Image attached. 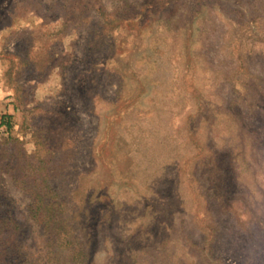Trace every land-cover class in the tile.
I'll use <instances>...</instances> for the list:
<instances>
[{"label":"rangeland","instance_id":"1","mask_svg":"<svg viewBox=\"0 0 264 264\" xmlns=\"http://www.w3.org/2000/svg\"><path fill=\"white\" fill-rule=\"evenodd\" d=\"M0 264H264V0H0Z\"/></svg>","mask_w":264,"mask_h":264},{"label":"trees","instance_id":"2","mask_svg":"<svg viewBox=\"0 0 264 264\" xmlns=\"http://www.w3.org/2000/svg\"><path fill=\"white\" fill-rule=\"evenodd\" d=\"M9 115H4V116H2V119L4 118V120H2V121H6V123H8L9 122Z\"/></svg>","mask_w":264,"mask_h":264}]
</instances>
